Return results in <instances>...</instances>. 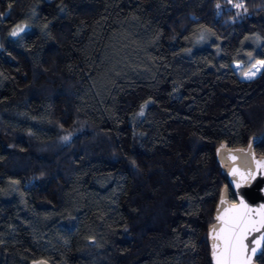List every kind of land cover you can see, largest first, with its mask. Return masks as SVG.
<instances>
[{
  "label": "trees",
  "instance_id": "1",
  "mask_svg": "<svg viewBox=\"0 0 264 264\" xmlns=\"http://www.w3.org/2000/svg\"><path fill=\"white\" fill-rule=\"evenodd\" d=\"M261 60L264 0H0V264H211Z\"/></svg>",
  "mask_w": 264,
  "mask_h": 264
},
{
  "label": "snow or ice",
  "instance_id": "2",
  "mask_svg": "<svg viewBox=\"0 0 264 264\" xmlns=\"http://www.w3.org/2000/svg\"><path fill=\"white\" fill-rule=\"evenodd\" d=\"M235 6L242 7L240 4ZM19 31L22 29L14 30L11 35L17 36ZM257 64L264 66V60L258 61ZM253 68L256 71L260 70L256 65H253ZM252 75H255V72L251 70L245 73L248 78ZM64 139L67 140L68 137ZM251 147L252 142L249 144V148ZM258 167H264V163ZM232 175H237V171L233 170ZM252 175L249 173L245 177L241 174V178L247 181ZM236 187L240 188L241 183L237 182ZM220 204L221 206L225 204L223 198ZM215 219L218 224L213 225L210 231L215 264H252L253 257L258 252L261 257H264V205L258 209L250 208L241 199L238 204L218 209ZM254 233H259V235H253Z\"/></svg>",
  "mask_w": 264,
  "mask_h": 264
},
{
  "label": "water",
  "instance_id": "3",
  "mask_svg": "<svg viewBox=\"0 0 264 264\" xmlns=\"http://www.w3.org/2000/svg\"><path fill=\"white\" fill-rule=\"evenodd\" d=\"M261 139L262 136H253L248 140L245 147L229 148L225 145H219L215 149V161L218 164L221 174L226 177V185H224L219 191L218 200L213 211L212 223L208 225L206 231L211 264H215V260L213 258V240L210 231L213 225L218 224L215 219L218 214V209L238 204L241 199H243L250 208L258 209L264 205V167H258V165L264 163V156H258L254 151L255 145ZM250 142H252L251 148H249ZM233 170L237 171V175H232ZM249 173H252L253 175L251 178H248L247 181L241 178V174L247 177ZM237 182L241 183L240 188L236 187ZM229 190L232 192L234 202L230 199ZM222 198L225 201L223 206L220 204ZM253 235H259V233H254ZM249 239H251V237H249ZM259 256L260 254L258 252L257 255L253 257L252 264H258L256 259ZM31 264L48 263L44 260H38Z\"/></svg>",
  "mask_w": 264,
  "mask_h": 264
},
{
  "label": "rangeland",
  "instance_id": "4",
  "mask_svg": "<svg viewBox=\"0 0 264 264\" xmlns=\"http://www.w3.org/2000/svg\"><path fill=\"white\" fill-rule=\"evenodd\" d=\"M18 29H22L23 30V27H17L15 28V30H18ZM21 31H19L20 33ZM258 61H256L255 63H253L251 66L247 67L246 69H244L241 64H234V68L236 70V73L238 74L239 78L242 79V80H249L253 77H255L261 70L262 66L257 64ZM253 65H256L257 68H259L260 70L259 71H256V69L253 68ZM250 70L252 72H255V75H252L250 78L246 77L245 76V73H249Z\"/></svg>",
  "mask_w": 264,
  "mask_h": 264
}]
</instances>
